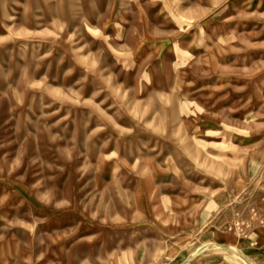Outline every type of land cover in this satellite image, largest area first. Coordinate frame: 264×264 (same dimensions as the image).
<instances>
[{
	"label": "rangeland",
	"instance_id": "374dc122",
	"mask_svg": "<svg viewBox=\"0 0 264 264\" xmlns=\"http://www.w3.org/2000/svg\"><path fill=\"white\" fill-rule=\"evenodd\" d=\"M204 248L264 264V0H0V264Z\"/></svg>",
	"mask_w": 264,
	"mask_h": 264
},
{
	"label": "crops",
	"instance_id": "0c3cea01",
	"mask_svg": "<svg viewBox=\"0 0 264 264\" xmlns=\"http://www.w3.org/2000/svg\"><path fill=\"white\" fill-rule=\"evenodd\" d=\"M257 224H259V222H258ZM260 231H263V229H261ZM207 251H208V250H206V251H204V252H202V253H199L198 255H196V258H195V259L190 260V261H188V262H184V263H185V264H194V263L196 262V259L201 258V256H202L203 254H205Z\"/></svg>",
	"mask_w": 264,
	"mask_h": 264
},
{
	"label": "bare ground",
	"instance_id": "6f19581e",
	"mask_svg": "<svg viewBox=\"0 0 264 264\" xmlns=\"http://www.w3.org/2000/svg\"><path fill=\"white\" fill-rule=\"evenodd\" d=\"M233 254L235 255L236 258H238V259H235L236 261L241 260V261L243 262L244 258H243V256H242V254H240V253H238V252H236V251L233 252ZM241 261H240V262H241ZM238 262H239V261H238ZM242 262H241V263H242ZM245 263H246V261H245Z\"/></svg>",
	"mask_w": 264,
	"mask_h": 264
},
{
	"label": "water",
	"instance_id": "95a60500",
	"mask_svg": "<svg viewBox=\"0 0 264 264\" xmlns=\"http://www.w3.org/2000/svg\"><path fill=\"white\" fill-rule=\"evenodd\" d=\"M206 250H208V248H204V249H202L201 251H200V253H202V252H204V251H206ZM189 261V260H188ZM188 261H186V262H188Z\"/></svg>",
	"mask_w": 264,
	"mask_h": 264
}]
</instances>
